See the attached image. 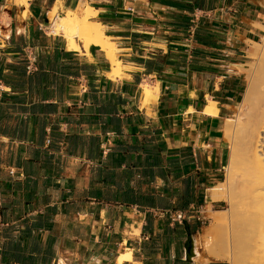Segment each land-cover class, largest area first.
<instances>
[{
	"label": "crops",
	"instance_id": "obj_1",
	"mask_svg": "<svg viewBox=\"0 0 264 264\" xmlns=\"http://www.w3.org/2000/svg\"><path fill=\"white\" fill-rule=\"evenodd\" d=\"M19 3L0 0V250L4 231L24 264H202L184 260L168 213L213 203L264 0ZM86 7L114 47L113 77L99 48L43 29Z\"/></svg>",
	"mask_w": 264,
	"mask_h": 264
},
{
	"label": "bare ground",
	"instance_id": "obj_2",
	"mask_svg": "<svg viewBox=\"0 0 264 264\" xmlns=\"http://www.w3.org/2000/svg\"><path fill=\"white\" fill-rule=\"evenodd\" d=\"M19 5L24 6L25 0H20ZM83 10L79 14L76 11L67 12L55 17L54 21L53 17L46 18L49 24L53 21L51 28L55 31L64 32L71 26L73 35L80 40L86 54L90 47L103 51L112 66L110 76L113 77L118 74L120 65L115 60L114 47L103 34L101 26L91 21L95 12L88 7ZM253 46V55L258 57L259 62L254 83L246 88L243 100L246 117L241 123L226 120L224 133L233 130L236 140L226 164L225 179L214 185L208 196L210 202L225 201L228 210L225 215L212 212L214 214L206 231L198 241L192 239L191 260L198 263L196 245L201 246L209 259L226 260L229 264H264V39ZM142 93L145 99L152 98L146 86H143ZM208 103L203 113L216 115L215 103ZM219 232H223L221 239L213 238ZM126 259H129V252L120 255L118 263Z\"/></svg>",
	"mask_w": 264,
	"mask_h": 264
},
{
	"label": "rangeland",
	"instance_id": "obj_3",
	"mask_svg": "<svg viewBox=\"0 0 264 264\" xmlns=\"http://www.w3.org/2000/svg\"><path fill=\"white\" fill-rule=\"evenodd\" d=\"M76 13L79 14L78 11H76ZM52 14H54V15H52ZM52 14H50L48 16L53 17L52 20L54 21L56 14L54 12ZM60 14L61 13H59V15ZM65 14L66 13H64V15ZM45 19H46V17H45ZM51 23L49 24L48 20L46 19V22L43 24L44 28L48 27V30L45 29L46 33L55 32V33H61L65 36H72V37H74V39L71 40V43L74 45L78 44L81 47V42L79 39H77V37H75L73 35V31H72L71 26L67 27L66 31H64V32L61 30L55 31V29L51 28ZM263 39H264V35L256 43H261L263 41ZM250 49H251V54L249 55V58L246 60L244 65L240 67V71L242 72V74L244 76V88L246 85H247L246 88H249L250 86H252L251 84L254 83V80H253L254 75L255 76L257 75V70H256L257 68L256 67H257L259 61L257 59L258 57L256 56L257 57L256 58L253 55L255 53L253 44H251ZM251 81H252V83H251ZM246 88H245L242 100L241 101L239 100L240 102L238 101L236 103V105L232 108L233 114H232V116L229 117V119L232 120V123L233 122H235V123L240 122L241 123V122H244V120H245L246 107L244 106L243 100H244L245 95H246L245 94ZM225 125H226V123H225ZM235 140L236 139H235V134H234L233 130H229L226 133L222 132V141H223L224 146H225V150H224L225 158H224L223 167L226 164L227 156L229 157L230 150H231ZM225 169H226V166L224 167V169L222 168V170L220 171L219 176L217 177V179L215 181L216 183H218V182L220 183V182L224 181L225 175H226ZM227 210H228V205L225 201H217V202H213L210 205L207 204V205H203L202 207L189 209L186 213H183V215H184L183 221H185L188 225L191 238L194 241H198L199 236L203 235V233L206 231V229L210 225L211 216H212V214H214L212 212H220L217 215H225V212ZM168 222H169V220H168ZM178 226H179L178 239L183 240V242H184V239H185L184 231H183L182 226L180 224H178ZM221 235H223V232H219L216 236H213V238H215V239L217 238V240H219V239H221ZM195 251H197L196 252L197 259H199L200 263H202V264H205L208 261H221L224 264H229L226 260H213V259L207 258L206 254L203 252V250H201V246H199V245L195 246Z\"/></svg>",
	"mask_w": 264,
	"mask_h": 264
},
{
	"label": "trees",
	"instance_id": "obj_4",
	"mask_svg": "<svg viewBox=\"0 0 264 264\" xmlns=\"http://www.w3.org/2000/svg\"><path fill=\"white\" fill-rule=\"evenodd\" d=\"M122 202L123 204H127V205L131 204L130 201H126V200H123ZM187 206H188L187 203H180V204H177L175 206V209H172V210L178 209L179 212L186 213L188 211ZM2 238H8L9 243L2 244V247L0 250L1 257L7 258L16 264L26 263L23 257L24 255L22 251L20 250L19 242H17V240H15L14 238L9 237L8 234L4 231L2 233Z\"/></svg>",
	"mask_w": 264,
	"mask_h": 264
},
{
	"label": "water",
	"instance_id": "obj_5",
	"mask_svg": "<svg viewBox=\"0 0 264 264\" xmlns=\"http://www.w3.org/2000/svg\"><path fill=\"white\" fill-rule=\"evenodd\" d=\"M180 225L182 226V229H183L184 235H185V239H184V242L182 244V249H183V253H184V260L187 262H191L192 238H191V235L189 233V228H188L187 223L185 221H182L180 223Z\"/></svg>",
	"mask_w": 264,
	"mask_h": 264
},
{
	"label": "built area",
	"instance_id": "obj_6",
	"mask_svg": "<svg viewBox=\"0 0 264 264\" xmlns=\"http://www.w3.org/2000/svg\"><path fill=\"white\" fill-rule=\"evenodd\" d=\"M38 28L41 30L42 27L39 25ZM44 30L46 28H43ZM184 215L181 212L168 213V220L170 223L180 224L183 221Z\"/></svg>",
	"mask_w": 264,
	"mask_h": 264
}]
</instances>
